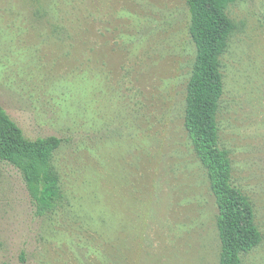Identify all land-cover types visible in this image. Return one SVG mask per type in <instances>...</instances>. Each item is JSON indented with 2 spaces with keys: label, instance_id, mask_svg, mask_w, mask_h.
<instances>
[{
  "label": "rangeland",
  "instance_id": "obj_1",
  "mask_svg": "<svg viewBox=\"0 0 264 264\" xmlns=\"http://www.w3.org/2000/svg\"><path fill=\"white\" fill-rule=\"evenodd\" d=\"M216 113L262 240L264 0H235ZM186 0H0V106L55 135L60 198L35 213L0 161V264H219L217 205L184 125L195 56Z\"/></svg>",
  "mask_w": 264,
  "mask_h": 264
},
{
  "label": "trees",
  "instance_id": "obj_2",
  "mask_svg": "<svg viewBox=\"0 0 264 264\" xmlns=\"http://www.w3.org/2000/svg\"><path fill=\"white\" fill-rule=\"evenodd\" d=\"M234 1L186 0L195 56L186 88L184 125L217 205L219 264H241V256L262 240L250 200L232 184L228 152L218 145L216 113L223 94L220 57L234 29L226 13ZM61 144L55 135L26 138L0 106V161L20 172L39 216L51 211L61 196L53 164Z\"/></svg>",
  "mask_w": 264,
  "mask_h": 264
}]
</instances>
